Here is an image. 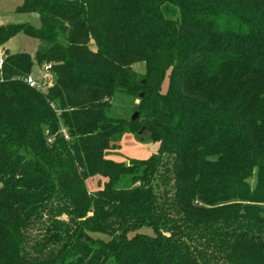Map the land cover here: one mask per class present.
<instances>
[{"label":"trees","instance_id":"1","mask_svg":"<svg viewBox=\"0 0 264 264\" xmlns=\"http://www.w3.org/2000/svg\"><path fill=\"white\" fill-rule=\"evenodd\" d=\"M15 12L40 27L1 25L0 49L19 33L42 46L0 70V264H264V0ZM43 64L39 92L23 78ZM116 94L139 99L134 122L106 117ZM141 130L156 154L114 162Z\"/></svg>","mask_w":264,"mask_h":264},{"label":"rangeland","instance_id":"2","mask_svg":"<svg viewBox=\"0 0 264 264\" xmlns=\"http://www.w3.org/2000/svg\"><path fill=\"white\" fill-rule=\"evenodd\" d=\"M22 0H0V26L1 25H29L35 29L40 27L39 17L36 14H17L15 8L21 5ZM42 46V43L32 37L19 33L10 39L6 45V49L9 51V55H15L18 53H25L34 56L37 49ZM5 51V49H4ZM32 75L39 79L41 76V68L34 65L31 69ZM134 79H138L144 74L143 64H136L133 66ZM165 75L160 84V90L165 93L168 89V79ZM110 106L105 111V115L112 119H121L130 121L133 114L137 112L139 99L116 94L110 99ZM139 133V131H138ZM141 136V135H140ZM159 144L153 143L149 140L148 135L142 133V137L127 133L122 137L119 150H116L111 154V158L114 162L124 163L128 165L129 159L145 160L156 154ZM256 171L253 172L252 177L249 179L251 187L255 184ZM96 179H90L86 182V189L90 193H94L98 190V184Z\"/></svg>","mask_w":264,"mask_h":264},{"label":"built area","instance_id":"3","mask_svg":"<svg viewBox=\"0 0 264 264\" xmlns=\"http://www.w3.org/2000/svg\"><path fill=\"white\" fill-rule=\"evenodd\" d=\"M5 51L0 49V70L2 68L4 59H5ZM41 68V76L39 79L35 78L32 73L25 76L23 78V82L30 88L39 92H44L47 89L51 88L54 84V75L51 72L52 66L51 64H43L40 66ZM64 140L68 141L69 137L64 130L60 131Z\"/></svg>","mask_w":264,"mask_h":264},{"label":"water","instance_id":"4","mask_svg":"<svg viewBox=\"0 0 264 264\" xmlns=\"http://www.w3.org/2000/svg\"><path fill=\"white\" fill-rule=\"evenodd\" d=\"M5 56H9V51H5ZM142 97H143V94H140L139 98H142ZM137 118H138V112H135L130 120L134 122ZM141 133H142V130L139 132V134Z\"/></svg>","mask_w":264,"mask_h":264},{"label":"crops","instance_id":"5","mask_svg":"<svg viewBox=\"0 0 264 264\" xmlns=\"http://www.w3.org/2000/svg\"><path fill=\"white\" fill-rule=\"evenodd\" d=\"M7 45V44H6ZM6 45L3 47L4 49H5V51H8L7 49H6Z\"/></svg>","mask_w":264,"mask_h":264}]
</instances>
